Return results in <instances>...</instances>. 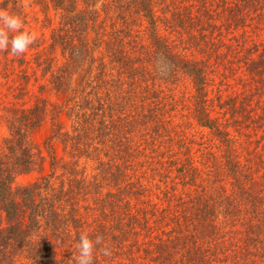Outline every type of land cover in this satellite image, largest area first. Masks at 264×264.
<instances>
[{"label":"trees","instance_id":"trees-1","mask_svg":"<svg viewBox=\"0 0 264 264\" xmlns=\"http://www.w3.org/2000/svg\"><path fill=\"white\" fill-rule=\"evenodd\" d=\"M0 10L38 37L0 51V264H264V0Z\"/></svg>","mask_w":264,"mask_h":264},{"label":"clouds","instance_id":"clouds-1","mask_svg":"<svg viewBox=\"0 0 264 264\" xmlns=\"http://www.w3.org/2000/svg\"><path fill=\"white\" fill-rule=\"evenodd\" d=\"M37 38L34 31L24 28V21L19 15L0 10V51L10 50L11 55L22 56ZM97 246H101L99 251L104 257L110 258L113 255L112 248L103 242V237L96 236L93 239L88 232L80 233L77 253L73 255L74 264H94Z\"/></svg>","mask_w":264,"mask_h":264},{"label":"rangeland","instance_id":"rangeland-1","mask_svg":"<svg viewBox=\"0 0 264 264\" xmlns=\"http://www.w3.org/2000/svg\"><path fill=\"white\" fill-rule=\"evenodd\" d=\"M5 132V129L3 126L0 124V135ZM50 134V123H46L35 135V141L36 143L42 145L46 138ZM35 176V175H34ZM33 175H27V176H21L18 179V183H29L33 178Z\"/></svg>","mask_w":264,"mask_h":264}]
</instances>
